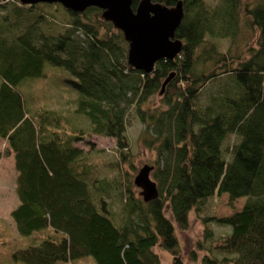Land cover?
<instances>
[{
  "label": "trees",
  "instance_id": "16d2710c",
  "mask_svg": "<svg viewBox=\"0 0 264 264\" xmlns=\"http://www.w3.org/2000/svg\"><path fill=\"white\" fill-rule=\"evenodd\" d=\"M151 2L181 3V45L145 73L128 64V43L100 8L0 1V140L19 201L14 233L0 230V264H160L156 246L184 264L175 230L188 228L192 212L209 243L197 244L208 251L200 264H264V0ZM132 119L143 125L141 147L155 153L158 195L149 202L124 181ZM91 134L112 138L114 152L73 145ZM222 194L230 205L244 198L241 208L202 216ZM214 224L228 231L215 237Z\"/></svg>",
  "mask_w": 264,
  "mask_h": 264
},
{
  "label": "rangeland",
  "instance_id": "374dc122",
  "mask_svg": "<svg viewBox=\"0 0 264 264\" xmlns=\"http://www.w3.org/2000/svg\"><path fill=\"white\" fill-rule=\"evenodd\" d=\"M207 4H214L216 0H205ZM49 71H52L54 74L58 72L60 68H49L46 66ZM68 78V74H62ZM222 79V78H221ZM220 79L214 80L206 84L200 91V102L205 103L206 99L214 95L217 87L220 85ZM223 80H225L223 78ZM51 84L66 85L64 82L57 80L53 76L50 77ZM52 86L50 88V93L52 95H57L59 100H63L66 94L61 93L58 95L56 87ZM219 94H223V90H219ZM72 97L74 96L71 93ZM159 99V95L155 94L151 97L150 103H157ZM58 104L57 102L55 105ZM143 125L140 124L137 120L132 119V121L127 126V134L131 140L132 144V153H131V161L132 168L128 165H124V170L126 171V177L124 181L131 186L132 191L135 196H139L140 189L135 187L133 184V179L135 175L138 173V170L144 165H153V161L155 159V153L153 151L144 150L141 147L139 141H137L138 135L142 132ZM236 141V137L231 135L226 139V143L230 144ZM78 148L84 150V152L91 151V148L95 150H103L107 155H110L114 152L115 141L112 138H107L95 134H91L88 138V143L86 141H80L73 144ZM5 145L2 140H0V230H11L14 233L13 222L10 218V212L13 210L19 203L16 195H15V170L13 166V156L6 155L4 153ZM151 180L153 178L150 176ZM154 181V180H153ZM141 198V197H140ZM244 202V198H239L229 204L228 197L226 194H222L217 198H213L207 203L205 211L202 213V216H215V217H223L230 215L231 213L238 211ZM112 210L115 214L116 221L119 220V213L121 211L120 204L117 199L112 201ZM212 232L214 236L217 237L223 233H226L228 230L225 227H219L217 225H212ZM176 236L178 238L180 244L181 258L184 264H200V259L205 253H208L205 249H198V242L203 243V245H208V241L204 239V229L200 220V216L195 213H190L189 216V226L186 230L181 231L178 228L175 230ZM154 252L157 254L160 264H170L171 256L168 252L161 249V247L156 246ZM194 252L195 259H191V253ZM93 264H95L92 261Z\"/></svg>",
  "mask_w": 264,
  "mask_h": 264
},
{
  "label": "water",
  "instance_id": "95a60500",
  "mask_svg": "<svg viewBox=\"0 0 264 264\" xmlns=\"http://www.w3.org/2000/svg\"><path fill=\"white\" fill-rule=\"evenodd\" d=\"M2 1V0H0ZM137 1L135 11L132 2ZM22 4L58 3L63 8L80 13L88 7L103 10L102 16L122 32L128 43L127 62L131 68L149 73L159 60H172L179 52L181 42L174 39L183 11L181 3L167 8L151 0H20ZM173 78L169 74L161 85L159 95ZM152 166L144 165L135 175L133 184L140 189L139 196L144 202L157 197L156 184L150 178Z\"/></svg>",
  "mask_w": 264,
  "mask_h": 264
}]
</instances>
